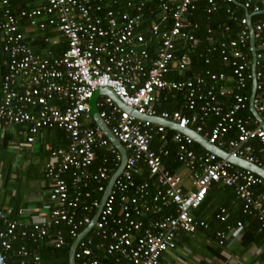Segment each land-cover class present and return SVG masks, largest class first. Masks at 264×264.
Returning a JSON list of instances; mask_svg holds the SVG:
<instances>
[{"label": "built area", "instance_id": "2783aa9c", "mask_svg": "<svg viewBox=\"0 0 264 264\" xmlns=\"http://www.w3.org/2000/svg\"><path fill=\"white\" fill-rule=\"evenodd\" d=\"M202 1L45 0L39 7L15 10L10 0H0V31L9 55L0 81V132L24 126L30 143L43 129H63L69 137L65 148L50 152L45 165L51 181L48 212L19 222L0 211L4 226L0 264H47L38 251L25 245L14 249V244L20 238L42 244L49 237L56 248H62L64 231L74 243L78 240L75 264H159L163 253L176 247L179 233L209 228L193 213L215 185L234 188L243 213L255 218L264 234V195L255 192L264 179L207 150L198 152V143L182 131L191 128L233 157L264 168L253 145L257 142L264 154V83L260 82L264 19L254 22L256 16H264V0H206L207 14L226 6L231 22L207 27V34L215 36L201 57L205 54L208 64L207 54L218 55L231 73L206 70L189 77L193 65L189 52L202 44L194 35L199 29L194 15ZM233 4L242 8L243 16H238ZM249 14L257 58L253 106L260 118L250 107ZM24 21L37 30L58 31L66 41L62 54L51 57L30 48L21 32ZM103 88L111 89L126 107L106 95L97 102L100 117L127 151L124 169L110 192L109 183L123 157L98 126H90V101ZM174 92L185 97L184 109L159 112L161 98ZM248 109L251 114L243 115ZM154 118L172 121L181 130L154 123ZM210 119L216 122L207 129ZM169 129L175 132L172 136ZM171 140L191 178L190 191L182 185L180 174L164 163L171 154ZM102 150L111 157L91 171ZM145 167L149 180L139 182ZM163 207L174 211L155 218ZM216 218L225 223L227 210L222 208ZM242 227L239 221L236 227L219 230V244L237 238ZM54 228L56 234L51 235Z\"/></svg>", "mask_w": 264, "mask_h": 264}, {"label": "crops", "instance_id": "0c3cea01", "mask_svg": "<svg viewBox=\"0 0 264 264\" xmlns=\"http://www.w3.org/2000/svg\"><path fill=\"white\" fill-rule=\"evenodd\" d=\"M44 2L45 0H26V4L22 6L33 9ZM22 30L38 54L57 57L66 48L65 39L56 30H37L26 21L22 24ZM7 64L8 55L3 50L0 37V81L7 71ZM29 135L28 128L24 126L0 132V210L11 217L21 216L20 212H23V218L27 221L30 220L28 215L37 216L48 212L51 181L45 175V165L52 149L65 148L68 144L66 134L51 129L41 130L31 143L28 141ZM171 144L174 143L170 142V150ZM174 146L177 147L176 144ZM170 158L172 152L164 160L166 167L180 174L182 185L186 191H190L193 188L191 178L178 161L177 151L174 163L168 165L167 160ZM233 194L229 188L213 186L204 204L193 213L198 220L206 221L209 228L195 233H179L176 247L163 253L159 264H258L264 257L262 237L254 234L251 220L245 221L246 218L242 216V202H230ZM222 208L227 210L232 228L236 227V221L243 222V227L237 231V238H232L224 246L219 244L216 237L220 230L218 228L222 225L216 216ZM163 209L160 213L162 216L174 211L173 207Z\"/></svg>", "mask_w": 264, "mask_h": 264}, {"label": "trees", "instance_id": "16d2710c", "mask_svg": "<svg viewBox=\"0 0 264 264\" xmlns=\"http://www.w3.org/2000/svg\"><path fill=\"white\" fill-rule=\"evenodd\" d=\"M242 1V0H239ZM26 0H10V4L12 9H17L18 6H21V9H29L27 7H23L22 5H25ZM208 7V4L206 3V0L202 1L199 5H198V9L195 12L194 15V21L196 23H198L199 25V29L194 32V35L196 36V38H198L202 44L199 45L198 48H194L190 50V54L192 56L193 59V65L191 68V71L187 74V76L192 77L195 75H202L206 72V70H212L213 72H224L227 74L231 73V70L228 66H226L224 63H222L221 59L218 57V55H211V54H207V56L210 57L211 62L206 64L204 62L205 59V54H203V57H201L202 51L206 53V49L207 47L211 44L212 40L211 38H214L215 35H208L207 34V27L211 26L212 28L216 27L218 24L220 23H230V18L229 15L226 13V6H223L220 10H218L217 12H214L213 14H207L206 13V8ZM232 7L237 10L238 16H243L244 15V11L242 10V8H240L239 6L237 7V5L233 4ZM32 9V8H30ZM264 19V16H256L254 18V22ZM3 21V17H2V11H0V22ZM21 32H24L23 30ZM0 37H1V41H2V35H1V31H0ZM45 43V41H44ZM27 45L32 48V46L30 45V43L27 41ZM2 47L4 50V42L2 41ZM33 49V48H32ZM65 50V49H64ZM5 51V50H4ZM6 54L8 55V53L6 52ZM181 55V52L178 53V56ZM8 60H9V55H8ZM258 71H263L260 68L258 69ZM179 79V78H176ZM260 82L264 83V78L260 80ZM185 97L177 92H174L172 94L169 95H164L161 100L160 103L157 104V109L159 112L161 111H175V110H179V109H184L185 106ZM187 115L191 112H187V110H184ZM246 114H251L250 113V109H248L247 112H244L243 115ZM216 122L215 119H210L209 121H207L205 123V127L208 129L210 128L214 123ZM90 126L91 127H96V123L95 121L92 119L90 122ZM53 131H57L60 133H64L67 135V139L69 141V137L68 134L63 130V129H59V128H55V129H51ZM174 130L169 129V134L172 136L174 134ZM171 143L172 140L170 141ZM160 142H156V145L159 146ZM175 144V143H174ZM174 144H171V152H172V158H170V160H167V164L170 165L171 163H174V159L176 157V151H177V147L174 146ZM254 147H255V151L256 154L260 157V159L262 160L263 166H264V154H262V152L260 151L261 146L258 145L257 142L253 143ZM157 147V146H156ZM56 149H60V148H56ZM56 149H52V150H56ZM196 149L198 152H204L205 149H203L199 144H196ZM51 150V151H52ZM105 157H111L110 156V152L106 151V150H102L98 152V160L95 163V165L91 168V171H96L100 166H102V162L103 159ZM109 167H113L112 164L109 163ZM117 169V167L115 168V170ZM68 181H69V176L65 177ZM149 180V173L147 168L145 167L144 170V174L142 175L141 178L138 179L139 182H143V181H147ZM95 184L92 183L91 187H94ZM229 188V187H226ZM229 190H232L234 192V194L232 195V197L230 198V202L235 201V203L237 204V200L240 202V200L238 199L235 189L234 188H229ZM256 194H263L264 195V185L262 187L256 188ZM100 195V194H99ZM98 193H94V196L99 197ZM1 211V210H0ZM4 212V211H3ZM242 216L246 220L252 222L251 226H254V234L259 235L262 237L261 242L264 243V234L263 233H258L259 231V223L258 221L250 216H247L243 213V204H242ZM11 219H16L19 222H23L24 218L23 216H13L11 217L10 215H8ZM162 215L159 214L157 216H155V218H160ZM244 218H242L244 220ZM229 217L227 218V221L225 223L221 222L222 225L219 226L218 229L220 230H226L229 227H232L233 225H231L230 221H228ZM219 221V220H218ZM220 222V221H219ZM237 224V221L235 222ZM4 226L0 225V229H3ZM208 229V228H207ZM20 231V230H19ZM57 230L54 228L51 231V235H55ZM64 235L66 238V244L62 247V248H56L54 246V244L52 243V241H50L51 239L48 237L44 243L40 244V243H34L31 240H23L22 238H20L19 241H17L14 244V249H19L20 246L25 245L27 246L28 249L30 250H35L38 251L39 254L42 256L43 258V262L47 263V264H69V258H70V250H71V246L74 243V240L66 233V231H64ZM262 260H264V257L262 258Z\"/></svg>", "mask_w": 264, "mask_h": 264}, {"label": "water", "instance_id": "95a60500", "mask_svg": "<svg viewBox=\"0 0 264 264\" xmlns=\"http://www.w3.org/2000/svg\"><path fill=\"white\" fill-rule=\"evenodd\" d=\"M249 19H250V29H251V51H252V57H253V65H252V72H253V90H252V94H251V98H250V107L252 112L258 117L260 118L259 113L255 110L254 106H253V101L257 92V58H256V46H255V38H254V29H253V25L251 22V15H248ZM101 95H106V96H110L112 97L117 103H119L124 109H126V107L124 105H122V103L119 101V99L115 96V94L113 93V91L111 89L108 88H103L100 89L99 91H97L93 98L90 101V110H91V114L93 117V120L95 121L96 125L102 130L103 134L105 135V137L111 142V144L113 146H115L117 148V150L121 153L123 160L121 163V166L119 168V170L117 171V173L113 176V178L111 179L109 186H108V192H110L115 180L118 178V176L122 173L123 169H124V165L127 159V151L125 149V147L119 142V140L112 134L110 128L105 124L104 120L100 117V112L99 109L97 107V102L100 98ZM134 115L138 116L136 113H134ZM143 119L145 117H142ZM152 121L154 123L157 124H162L165 125L169 128H173L175 130H181L178 128V125L172 121H168V120H163L161 118H154L152 119ZM182 131H184L185 133H187L188 135H190L191 137L194 138V140L200 144L205 150L216 154L218 157L224 159V160H228L229 162H231L232 164L245 169V170H249L255 174H257L258 176L262 177L264 179V168L260 167L256 164L250 163L242 158H236L233 157L232 155L229 154V152H227L224 149H221L211 143H209L208 139L205 138L203 135L197 133L195 130L191 129V128H187V129H182ZM94 226V223L89 226L88 231ZM78 240L73 244V246L71 247L70 250V258H69V264H75V250H76V246H77Z\"/></svg>", "mask_w": 264, "mask_h": 264}]
</instances>
